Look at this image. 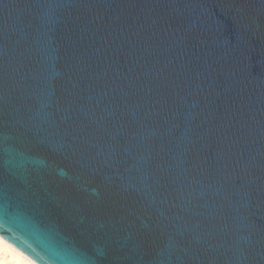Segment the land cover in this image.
I'll use <instances>...</instances> for the list:
<instances>
[{"label": "water", "instance_id": "water-1", "mask_svg": "<svg viewBox=\"0 0 264 264\" xmlns=\"http://www.w3.org/2000/svg\"><path fill=\"white\" fill-rule=\"evenodd\" d=\"M0 237L264 264V0H0Z\"/></svg>", "mask_w": 264, "mask_h": 264}, {"label": "bare ground", "instance_id": "bare-ground-1", "mask_svg": "<svg viewBox=\"0 0 264 264\" xmlns=\"http://www.w3.org/2000/svg\"><path fill=\"white\" fill-rule=\"evenodd\" d=\"M0 240L4 242L5 245L8 247L5 249V258L6 259H13V260H23L27 262V264H37L26 255H24L21 251L14 248L9 242L5 241L3 238L0 237Z\"/></svg>", "mask_w": 264, "mask_h": 264}, {"label": "clouds", "instance_id": "clouds-1", "mask_svg": "<svg viewBox=\"0 0 264 264\" xmlns=\"http://www.w3.org/2000/svg\"><path fill=\"white\" fill-rule=\"evenodd\" d=\"M8 246L4 244L2 240H0V264H27V262L21 260H13L5 258V249Z\"/></svg>", "mask_w": 264, "mask_h": 264}]
</instances>
